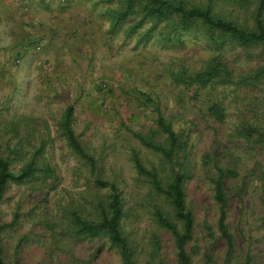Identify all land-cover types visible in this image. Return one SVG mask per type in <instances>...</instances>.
Wrapping results in <instances>:
<instances>
[{"label": "rangeland", "instance_id": "374dc122", "mask_svg": "<svg viewBox=\"0 0 264 264\" xmlns=\"http://www.w3.org/2000/svg\"><path fill=\"white\" fill-rule=\"evenodd\" d=\"M72 1L78 6L74 24L67 18L65 4L59 5L62 9L53 17L60 16V20L48 22L40 17V26L59 24L67 33L41 41L38 52L31 50L26 54L23 66L22 60L18 61L21 66L13 65L11 56L0 55V156H7L10 169L16 171L42 145L41 151L35 153L37 171L33 177L21 184L10 183L0 202L2 221L9 222L13 213H18L14 225L2 233L4 251L12 257L16 237L28 232L29 241L22 248L21 257L27 262H39L42 258L47 264H65L63 257L56 254H52L50 263L49 251L35 241L47 230L46 221L60 219L64 210L89 211L96 192L94 179L98 177L118 184L126 203L123 230L134 239L139 254L143 255L149 247L147 239L154 232L159 237L164 264H175L171 240L165 232L156 230L147 201L142 200L146 192L144 182L135 175L130 161V154L135 151L146 166L158 162L156 155L141 147L132 135L153 124L154 113L142 104L138 93L158 96L162 114L170 118L173 128L188 130L195 162L202 153L224 143L221 140L232 130L248 100H242L244 94L219 92L223 120L204 119L197 107L203 95L194 94L192 89L183 91L180 85L176 87L169 74L181 64L189 69L202 66L212 53L203 40L190 34L182 35L179 42L167 41L160 32L162 25L148 29L150 24L144 21L133 28L138 16L125 19L113 33L103 17L107 5L104 1ZM184 1L207 6L213 14L247 25H251L257 3ZM108 5L114 6L115 0ZM34 26L29 24V28ZM34 35L29 34L30 38L25 36L24 40L33 44L37 37ZM48 53L56 55L54 63L49 62ZM224 56L229 67L246 71L264 64V47H225ZM259 101L264 105V101ZM66 105L72 106L74 132L95 160L94 173L69 152L58 136L57 121ZM13 147L15 152L8 151ZM240 162L244 166L240 171L251 166L248 161ZM259 185L256 181L247 183L243 196L231 202L226 223L238 240L237 228L244 231L246 239L251 236L250 241L256 240L255 250L264 264V221L259 218L261 205L256 189ZM185 199L194 213V236L188 243L193 264H221L223 245L215 231L211 190L196 168L185 183ZM206 225L211 227L213 240L207 235ZM67 246L79 258L92 255L94 264H119L118 254L102 237Z\"/></svg>", "mask_w": 264, "mask_h": 264}, {"label": "trees", "instance_id": "16d2710c", "mask_svg": "<svg viewBox=\"0 0 264 264\" xmlns=\"http://www.w3.org/2000/svg\"><path fill=\"white\" fill-rule=\"evenodd\" d=\"M102 1L107 4L103 17L109 22L108 30L113 33L125 19L138 16L133 28L148 21V29L162 25L160 32L167 41L179 42L182 35L191 34L203 40L212 50L210 57L198 69H189L181 64L169 73L176 87L180 85L183 91L185 88L192 89L194 94L203 95L197 107L204 119L208 117L217 122L223 120L224 107L218 98L222 94L219 92L228 90L236 94L234 96L244 94L242 100H248L232 130L221 140L224 143L202 153L195 162L188 130L173 128L170 118L162 114L158 96L151 97L142 91L138 93L142 97V104L154 113L153 124L132 135L141 147L156 155L158 162L146 166L135 151L131 152L130 161L135 175L144 182L146 192L142 200L147 201L156 230L165 232L171 240L174 263L193 264L188 243L194 236L195 222L192 208L185 199V183L196 168L198 175L207 181L211 190L215 231L223 245L221 264H262L255 250L256 240L250 241L251 236L246 239L244 231L237 228L238 240L229 231L226 217L231 202L243 196L248 182L256 181L260 183L256 187L261 205L259 218L264 221V105L259 101H264V95L261 94L264 92V64H257L246 71H237L227 65L224 48L264 47V0H257L251 25L237 23L211 13L207 6L190 4L184 0H115L114 6L108 5L113 0ZM22 42L16 46L18 49L11 57L13 65H17L24 54L40 43L41 38L37 36L33 44L26 40ZM71 121L72 106L66 105L57 121L58 136L69 152L94 173L95 160L85 150ZM41 146L36 147L31 157L16 171L10 169L7 156H0V202L10 183L21 184L33 177L37 171L35 153L41 151ZM8 151L15 152V147ZM242 160L248 161L251 166L240 171L244 167L240 165ZM94 185L96 192L88 212L66 209L60 219L48 220L44 224L47 230L38 235L35 242L49 251L50 263L52 254H56L63 257L65 264H94L92 255L79 258L67 245L83 239L102 237L118 254L119 264H164L156 233L151 232L147 239L149 247L140 255L134 239L123 230L126 203L118 184L113 180L96 177ZM17 217L18 213L15 212L9 222L0 219V264L43 263L42 258L39 262H27L21 257L22 248L29 241L28 232L16 237L12 257H7L1 243L2 233L14 225ZM205 229L208 237L213 240L211 227L206 225Z\"/></svg>", "mask_w": 264, "mask_h": 264}, {"label": "crops", "instance_id": "0c3cea01", "mask_svg": "<svg viewBox=\"0 0 264 264\" xmlns=\"http://www.w3.org/2000/svg\"><path fill=\"white\" fill-rule=\"evenodd\" d=\"M25 1L26 9L23 10L21 7L22 5H20L17 0H0V55L2 57H12L18 49L16 46L20 43V41L23 43L22 41L24 40V37H28L29 34H35L34 36L40 37L41 41L44 43L45 40H51L53 35L55 36L60 35V33H67L64 27H62V29L59 28V24L55 26V24L49 25L48 23L45 28L43 25L40 26L42 23L40 17L42 16L47 19L48 22H55L56 19L60 20V16H57L56 19L53 18L54 14H57L58 11L62 9L59 7L60 4L61 7H63L64 4L67 6L65 9L68 11L67 18H69L68 20L70 23L74 24L73 21L77 20L75 12L78 6L72 0H45L40 2L35 0ZM68 1L71 3H68ZM29 24L32 26L35 24V26L29 28ZM36 25L39 26V28ZM30 30L32 33L28 34ZM26 54H24L22 59H20L23 62L21 64L22 66L26 63ZM56 58V55L48 53L50 63H54V61L57 60Z\"/></svg>", "mask_w": 264, "mask_h": 264}, {"label": "built area", "instance_id": "2783aa9c", "mask_svg": "<svg viewBox=\"0 0 264 264\" xmlns=\"http://www.w3.org/2000/svg\"><path fill=\"white\" fill-rule=\"evenodd\" d=\"M19 2L20 5H22L21 7L23 8V10L26 9V1L25 0H17ZM35 1H45V0H35ZM41 42L40 43H37L34 45V47H32V51L34 52H38L40 50V47H41Z\"/></svg>", "mask_w": 264, "mask_h": 264}]
</instances>
